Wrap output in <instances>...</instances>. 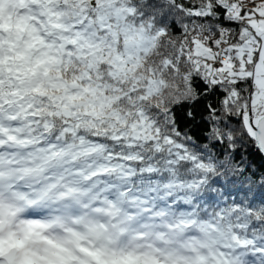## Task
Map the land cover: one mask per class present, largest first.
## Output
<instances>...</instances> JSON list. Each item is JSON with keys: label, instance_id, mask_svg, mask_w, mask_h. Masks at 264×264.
<instances>
[{"label": "snow or ice", "instance_id": "6c2138e0", "mask_svg": "<svg viewBox=\"0 0 264 264\" xmlns=\"http://www.w3.org/2000/svg\"><path fill=\"white\" fill-rule=\"evenodd\" d=\"M198 106L223 152L181 130ZM244 142L264 0H0V264H264V200L219 158Z\"/></svg>", "mask_w": 264, "mask_h": 264}, {"label": "trees", "instance_id": "16d2710c", "mask_svg": "<svg viewBox=\"0 0 264 264\" xmlns=\"http://www.w3.org/2000/svg\"><path fill=\"white\" fill-rule=\"evenodd\" d=\"M174 19V18H170ZM176 28L179 29V25H176ZM174 36H179V31L173 32ZM243 87H247L244 85ZM247 95V93H244ZM224 99V94L221 90H217L214 94L209 95L208 99L205 101V104H213L220 109V102ZM188 111H192V109H188ZM196 111L195 118L191 120V122H186L185 120H181L180 127L181 130L187 133L192 137V141L194 143H198L201 146L207 144L212 151L213 154L217 152H223V149L220 145H217L215 148L212 147L213 141L207 139V132L205 131V123L201 120V108L198 106ZM224 123H228L229 127L237 128L239 127L237 123V117L232 116L231 118L227 117L223 113H221ZM205 120L207 114L204 113ZM220 159H231L235 165L245 169L244 178H248L244 183L243 187L245 190L251 188V191L248 192V199L255 200L257 206H259V202L264 200V188H261L260 185L264 182V158L262 155L255 150V148L244 142L242 144H238L236 146V150L232 152L228 156H220ZM237 179H243L237 177ZM253 181V182H248ZM236 196H233L232 199H236ZM242 198V196H241Z\"/></svg>", "mask_w": 264, "mask_h": 264}, {"label": "water", "instance_id": "95a60500", "mask_svg": "<svg viewBox=\"0 0 264 264\" xmlns=\"http://www.w3.org/2000/svg\"><path fill=\"white\" fill-rule=\"evenodd\" d=\"M264 157V154H261Z\"/></svg>", "mask_w": 264, "mask_h": 264}]
</instances>
